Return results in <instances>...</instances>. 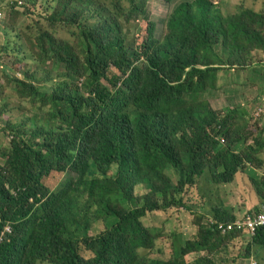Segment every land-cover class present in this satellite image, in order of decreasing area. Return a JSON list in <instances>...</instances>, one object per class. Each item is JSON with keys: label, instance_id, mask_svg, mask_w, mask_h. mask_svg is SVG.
<instances>
[{"label": "trees", "instance_id": "obj_1", "mask_svg": "<svg viewBox=\"0 0 264 264\" xmlns=\"http://www.w3.org/2000/svg\"><path fill=\"white\" fill-rule=\"evenodd\" d=\"M9 1H0V23L19 28L37 0ZM124 1L40 0L49 12L47 30L16 33L17 51L38 65L50 61L56 76L50 94L10 78L15 92L44 112L26 132L13 133L18 129L9 123L3 128L11 137L1 151L0 264H190V255H198L193 264H215L211 254L238 236L251 239L246 258L258 259L264 250V227L254 236L222 233L209 220L194 241L174 234L169 259L153 258L149 253L163 231L145 224L174 206L168 170L188 173L191 186L207 169L219 186L232 185L244 172L264 205V179L257 175L264 130L248 141L255 135L230 126L238 110L222 115L209 102L224 67L247 71L253 53H264V12L243 8L223 15L211 0H176L165 38L153 41L150 27L139 52L125 28L132 14L144 11L135 0H127L126 11ZM57 27H67L73 39L54 38L50 31ZM10 68L20 71L18 63ZM254 72L253 78L261 76ZM231 78L241 80L239 74ZM258 108L256 119L264 118V106ZM53 172L76 179L52 191L43 179ZM217 209L220 224L261 211L236 216L223 204ZM100 223L105 229L91 236ZM5 227L11 231L1 235ZM83 248L93 257L85 259Z\"/></svg>", "mask_w": 264, "mask_h": 264}, {"label": "rangeland", "instance_id": "obj_2", "mask_svg": "<svg viewBox=\"0 0 264 264\" xmlns=\"http://www.w3.org/2000/svg\"><path fill=\"white\" fill-rule=\"evenodd\" d=\"M193 1L184 0V2L189 3ZM211 1L218 5L223 15L236 14L243 8L264 12V0ZM170 3L172 4H167L163 0H135V5L140 4V8L144 12L140 16L132 14L130 18L131 24L126 25L125 29L126 32H130L129 40L139 52L144 51L143 47L138 48L141 44L145 45V47L148 44L150 27L153 29V41H162L165 38L167 34V19L177 2L172 0ZM32 4L31 2L28 3V7L32 5L34 8L32 7L33 10H30L20 19L19 28H4V20L0 23V64L2 66L0 70V165L3 164L1 156L3 152L1 151L8 150L10 145L11 135H9L7 130L4 131L5 125L9 123L12 127L18 129L12 130L13 133H18V131L23 133L31 129L32 123L30 120L34 116L40 117L44 112V109H40L41 105L39 104H36L37 107L35 108L30 98L20 97L15 92L16 88L10 84V78H18L33 88L40 90V92L50 94L54 83L53 79L56 76V73L52 71L50 61L38 65L37 61L29 60L28 53L17 51L19 48L17 32L25 31L28 35L36 36L40 32L47 30L48 22L45 17L49 12L45 11V7L40 0ZM122 6L126 8V11L131 10L130 2L127 0L123 2ZM125 14L128 13L126 12ZM66 28L57 27L51 30L50 33L54 38L71 41L74 36ZM253 54L254 65L247 71L238 72L235 69L224 67L227 73L220 74L219 89L216 90L209 101L210 105L215 110L220 111L222 115L227 110H238V114H235L230 126L234 128L233 131L235 133L240 135L248 129L252 135H255L254 137L248 136V141L250 142H253L258 133L264 130V118L256 119L255 117L259 111L258 107L264 106V94L262 95L264 93V53L260 51ZM12 63L20 65L18 74H14L10 68ZM254 71L261 72V76L253 78L255 76ZM108 72L114 76L118 74L113 67ZM233 74L240 75L239 84L231 78ZM250 77L253 79L251 80ZM259 157L264 160V154ZM113 172L114 170L111 174ZM167 173L171 177L168 200L174 203V206L156 215L159 219L158 221L152 220L151 217L145 221L149 228L163 231L162 236L156 242V247L149 253L150 257L169 259L172 254L171 240H173L174 234L183 235L186 240L194 241L197 238L201 224L204 225L209 220H215L217 208L221 207L222 204L224 207L230 208L236 216H242L254 209L259 211L264 207L257 197L249 177L244 172H239L235 176L234 183L230 186H219L212 183L211 172L208 169L203 174L194 177L193 186L188 183V173L179 174L178 172L170 175V170ZM257 175L259 179H264V164L257 170ZM71 178H73L72 180L76 179L73 174L53 172L43 179V185L47 189L54 191ZM145 191L143 188H138L137 194H143ZM177 204L181 206L178 207ZM104 229V224H96L90 235L97 236ZM250 241L251 239L248 236H238L228 241L223 247L211 254L215 264H264V250L259 252L260 257L258 259L253 255L251 258H246ZM82 256L85 259L93 257L85 248L82 250ZM197 257L198 255H190L187 260L190 264H193Z\"/></svg>", "mask_w": 264, "mask_h": 264}, {"label": "built area", "instance_id": "obj_3", "mask_svg": "<svg viewBox=\"0 0 264 264\" xmlns=\"http://www.w3.org/2000/svg\"><path fill=\"white\" fill-rule=\"evenodd\" d=\"M9 4L12 5L13 1L10 0ZM20 4L21 1H18L17 5ZM3 15H4L3 7L0 6V21L2 20ZM210 224L216 225L218 229L222 231V233L244 232L250 234L251 236H254L259 228L264 227V208L261 209V211L258 212L257 214H248L242 219H236L233 223L220 224L214 220H211ZM8 228L10 229V227H5L4 231L1 232V235H4L5 232L7 234L10 233L11 230H9Z\"/></svg>", "mask_w": 264, "mask_h": 264}, {"label": "crops", "instance_id": "obj_4", "mask_svg": "<svg viewBox=\"0 0 264 264\" xmlns=\"http://www.w3.org/2000/svg\"><path fill=\"white\" fill-rule=\"evenodd\" d=\"M1 1V0H0ZM0 67L2 68L1 64H0Z\"/></svg>", "mask_w": 264, "mask_h": 264}]
</instances>
